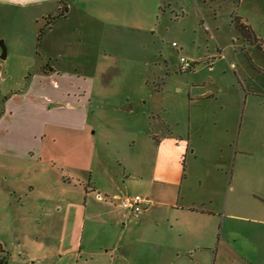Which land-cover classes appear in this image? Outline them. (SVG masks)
I'll use <instances>...</instances> for the list:
<instances>
[{
	"label": "crops",
	"instance_id": "crops-1",
	"mask_svg": "<svg viewBox=\"0 0 264 264\" xmlns=\"http://www.w3.org/2000/svg\"><path fill=\"white\" fill-rule=\"evenodd\" d=\"M61 1L66 11L49 22L37 43L39 23L57 15ZM94 1L0 0V16L13 17L11 30L17 33L6 39L7 54L0 58L1 148L88 171L97 142L91 124L94 109L134 118L141 103L134 100V90L114 93L112 84L114 74L121 71L119 63L131 61L116 56L124 46L133 48L134 42L122 37L131 27L117 19L119 10H104L112 4ZM250 32L251 38H246L264 53V42L251 28ZM249 62L258 72L237 75L245 83L242 88L225 87L219 79L194 83L206 91L189 96L200 98L202 108L186 130L156 131L152 116L145 112L143 120L131 127V159L117 158L123 172H97L91 188L119 200L123 187L138 184L149 203L135 213L122 203L112 206L99 195L107 213L116 211L121 228L108 235L99 250L89 251L92 263L264 264V122H254L257 109L264 116V68L253 59ZM230 66L235 69L236 63ZM255 97L260 99L257 106ZM207 101L214 104L205 105ZM240 105L246 121L239 123L236 138ZM252 128L259 129L256 135ZM137 146L151 155L147 167L135 158ZM137 166L147 171L132 172ZM50 173L41 172L48 184ZM87 173L56 172L62 181L80 183ZM7 190L16 192L15 187ZM12 205L10 200L0 201V215ZM41 209L44 220L56 222L54 231L43 233L40 222L31 244L24 233L6 237L5 243L0 241L4 259L0 264H79L83 244L78 229L85 208L57 199Z\"/></svg>",
	"mask_w": 264,
	"mask_h": 264
},
{
	"label": "rangeland",
	"instance_id": "rangeland-1",
	"mask_svg": "<svg viewBox=\"0 0 264 264\" xmlns=\"http://www.w3.org/2000/svg\"><path fill=\"white\" fill-rule=\"evenodd\" d=\"M101 1L108 3L109 6L113 5L110 9L104 6V10H119L117 19L131 27L125 29L122 37L124 42L133 41V48L124 46L126 48L116 53V56L124 60L129 58L131 61L128 64L119 63L121 71L114 74L112 84L115 86L114 93L134 90L136 95L134 100L141 102L133 114L134 118L128 119L126 114L111 109H94L91 113V124L92 130L96 131L93 135L97 142L92 168L88 171L69 166L61 167L57 162L43 161L41 158L19 156L0 147V185L3 187L0 201L10 200L13 203L11 208L6 210L5 216L0 215V241L5 243L6 237H11V234L17 232L24 233V236L30 239L27 244H31L32 238L40 232V222L44 224L43 233L47 230L52 232L56 227L55 221L49 217L44 220L42 217L41 207L44 203H53L57 199L75 201L85 208L82 216L80 215L83 224L78 229L83 244L79 264H95L89 259V251L99 250L101 244L107 241L108 235H115L121 228L115 218L116 211L112 214L107 213L99 201V195L112 206L117 202L124 205L125 198L136 193L149 200V196L138 184L127 186V190L123 187L119 200L91 188L92 182L101 172H123L117 158L125 156L127 160L131 159L133 145L129 140L133 135L131 127L143 120V113L152 116L156 131L158 128L165 132L186 130L188 125L195 123L196 114L202 108L200 98L189 97L192 95L194 83L219 79L221 84L227 85L225 87L238 89L245 83L237 75L258 72L249 65L251 59L264 68V53L254 46V41L246 38L240 28V23L247 24L264 42V0L94 2ZM12 20L14 19L11 16H0V40H3L6 48L8 47L6 39L17 36L14 29L11 30ZM173 42L177 46H173ZM187 50H191L197 56H190ZM180 56L193 62L194 70L192 68L186 72L180 71ZM231 62L236 63L235 69L230 66ZM209 65H213V70L208 67ZM258 100H260L258 97L253 98L256 106L259 105ZM208 102H205V105L214 104L212 101ZM239 109L235 118L236 138L239 123L242 121L243 124L246 121L245 112L244 118L242 116L241 105ZM254 115L256 117L254 122L263 124L264 116L260 109H257ZM257 130L259 129L252 128V134L254 135ZM57 131L61 136L65 133L62 129ZM73 135L75 134L71 132L70 136ZM191 139L194 140L195 136H191ZM98 153L101 158L97 157ZM135 158H139L137 159L141 160L139 162H144L146 167L148 160L151 163V155L143 149L140 150L139 146L135 151ZM231 168L232 162L229 165V169ZM146 171L140 166L132 170L138 173ZM41 172H51L49 177L52 184H48ZM56 172H72V175H76V172L88 173L84 176V182L80 183L76 179L70 182L62 181ZM91 172L93 175L90 178ZM88 181L91 184H88ZM29 185H33L34 188L30 189ZM9 187H15L16 192L10 194L7 190ZM2 211L0 208V214ZM131 228L133 229V225L130 226V231Z\"/></svg>",
	"mask_w": 264,
	"mask_h": 264
},
{
	"label": "built area",
	"instance_id": "built-area-1",
	"mask_svg": "<svg viewBox=\"0 0 264 264\" xmlns=\"http://www.w3.org/2000/svg\"><path fill=\"white\" fill-rule=\"evenodd\" d=\"M173 46H177L175 42L172 43ZM194 64L184 56H180L179 58V70L182 72H186L188 70H191L193 68ZM149 203V200L140 194H134L129 195L124 200V205L129 208L131 211L138 213L141 210H143L147 204Z\"/></svg>",
	"mask_w": 264,
	"mask_h": 264
},
{
	"label": "trees",
	"instance_id": "trees-1",
	"mask_svg": "<svg viewBox=\"0 0 264 264\" xmlns=\"http://www.w3.org/2000/svg\"><path fill=\"white\" fill-rule=\"evenodd\" d=\"M65 11H66V6L62 2L61 3V6L59 8V13L57 15H55V16H53V15L52 16H47V17L43 18V20L41 21V23H39V27H38V30H37V43H39L41 41V38H42V35H43V32H44V29L49 24V22L54 17L63 14ZM240 28L242 29V32L244 33V35L247 38H251L252 35H251V32H250V28L247 26V24L240 23ZM2 262H4V259L3 258H0V263H2Z\"/></svg>",
	"mask_w": 264,
	"mask_h": 264
},
{
	"label": "water",
	"instance_id": "water-1",
	"mask_svg": "<svg viewBox=\"0 0 264 264\" xmlns=\"http://www.w3.org/2000/svg\"><path fill=\"white\" fill-rule=\"evenodd\" d=\"M6 54H7L6 46L3 42V40H0V58L4 59L6 57ZM205 91H206L205 86L195 85V86H192L191 94L192 95H199V94H203Z\"/></svg>",
	"mask_w": 264,
	"mask_h": 264
}]
</instances>
